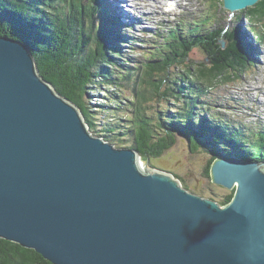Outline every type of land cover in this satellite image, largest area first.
I'll list each match as a JSON object with an SVG mask.
<instances>
[{"label": "water", "instance_id": "water-1", "mask_svg": "<svg viewBox=\"0 0 264 264\" xmlns=\"http://www.w3.org/2000/svg\"><path fill=\"white\" fill-rule=\"evenodd\" d=\"M213 155L225 204L96 135L31 48L0 35V238L54 264H264V159Z\"/></svg>", "mask_w": 264, "mask_h": 264}, {"label": "trees", "instance_id": "trees-1", "mask_svg": "<svg viewBox=\"0 0 264 264\" xmlns=\"http://www.w3.org/2000/svg\"><path fill=\"white\" fill-rule=\"evenodd\" d=\"M104 1L62 0L66 11L60 13V0L57 7L49 0H0V35L21 40L31 48L41 74L81 108L96 135L115 144L117 130L125 128L117 135H131L132 147L145 161L161 156L174 143L176 134L187 136L195 147L209 148L212 154L264 159V128L249 135L246 129L223 121L221 116L215 119L198 113L202 104L203 110L213 114V105L205 96L209 87L219 81L241 78L256 63L255 51L244 43L238 29L202 27V31L196 20L191 21L188 30L170 25L162 35L154 32L163 40L142 51L144 59L136 63L131 57L123 58L118 44L129 41L117 27L113 29L116 17L106 11ZM243 13L250 21L249 32L258 37L264 35V27L257 23L264 26V0L242 10ZM115 24L123 30L128 26L117 21ZM200 45L207 60L198 65L184 63L190 59L193 48ZM181 65V74L170 78L172 68ZM98 81L119 89L128 84L133 109L125 125L120 123L125 122L121 118L116 125L108 122L102 131L96 127L93 105H87L85 95ZM156 98L159 102L175 100L176 107L172 106L164 117L159 116L160 122L154 120V113L147 112V104ZM191 127L198 133L194 134ZM197 139L208 140L200 143ZM232 197L233 192L219 202L225 204ZM0 264L54 263L34 249L0 238Z\"/></svg>", "mask_w": 264, "mask_h": 264}, {"label": "rangeland", "instance_id": "rangeland-1", "mask_svg": "<svg viewBox=\"0 0 264 264\" xmlns=\"http://www.w3.org/2000/svg\"><path fill=\"white\" fill-rule=\"evenodd\" d=\"M49 1H53L54 7H57L58 0ZM89 1L91 0H84L86 3ZM116 1L121 6L123 21L131 24L124 30L123 27L113 24V29L117 27L121 36L129 41L118 45L121 46L123 58L131 57L136 63L144 59L142 51L152 49L155 41L158 42L156 45L161 43L163 38L156 36L155 33L162 35V32L167 31L165 29L167 26L175 25L188 30L191 21L196 20L201 25L202 31V27H224L228 31L238 29L244 38V43L250 45L255 51L256 63L245 71L241 78L219 81L208 88L205 96L207 101L212 103L213 114L215 115H210L206 110H203L202 104L198 107V113L206 117L214 116L215 119L221 116L223 121L235 123L237 126L246 129L249 135L264 128V35H259L260 39L256 34L249 32L247 25L250 24V21L244 13L241 14L242 10L249 7L231 11L225 7L224 0H179L178 6L170 13H166V0ZM172 8L174 6L167 7L166 10ZM57 9L60 13H64L66 3L60 0ZM257 23L263 29L264 26L260 24L261 22L258 21ZM88 29L91 30L90 27ZM222 42L225 45V40L222 39ZM189 58L184 63L198 65L207 60V55L200 45L193 48ZM182 66H174L169 77L181 74ZM129 96H131V92L128 84L119 89L100 81L94 83L92 90H89L88 95H85V101L88 102V106L93 105L92 118L97 123L96 127L102 131L108 122L116 125L121 118L125 122L120 123L125 125L133 109L132 99ZM174 101L161 100L159 102L157 98L156 101H150L147 104L148 115L154 113V120L160 122L159 116L167 115L169 109L175 106ZM159 112H164V115H159ZM122 130L124 131L125 128H119L115 138L113 137L115 145L117 147H132L134 138L131 135H117ZM175 137L174 143L161 156H153L146 161L143 159L144 166L172 172L174 175H178L182 183L191 191L218 201L223 200L224 196L233 192L232 189L212 181L208 167L215 155L210 152L209 148L200 147V145L195 147L187 136L181 134H176ZM207 137L212 138L210 134ZM192 146L195 147L194 150Z\"/></svg>", "mask_w": 264, "mask_h": 264}, {"label": "bare ground", "instance_id": "bare-ground-1", "mask_svg": "<svg viewBox=\"0 0 264 264\" xmlns=\"http://www.w3.org/2000/svg\"><path fill=\"white\" fill-rule=\"evenodd\" d=\"M107 1V2H106ZM164 1V0H163ZM178 1L179 0H166V3H167V6H166V9H167V7H168V5H170L171 4V6H174V8L173 9H175V7L176 6H178L177 4H178ZM105 2V5H107V9H106V11H110V14H111V16H113V17H116V21L118 22V24H122V25H131V24H127V23H125L124 21H123V18H122V16H121V11H122V9L120 8L121 6H119L118 5V3H117V1L116 0H105L104 1ZM109 2V3H108ZM173 9H171V10H165L166 11V13H170L171 11H173ZM119 11V13L117 14V12ZM133 17V16H132ZM115 21V20H114ZM116 21H115V23H116ZM139 21H140V19H139ZM167 22V21H166ZM164 23V22H163ZM126 27V26H125ZM79 107V106H78ZM80 108V107H79ZM81 109V108H80ZM104 138V137H103ZM140 163H142V166H143V168H145V166H144V164H143V159H142V157H141V155H140Z\"/></svg>", "mask_w": 264, "mask_h": 264}]
</instances>
